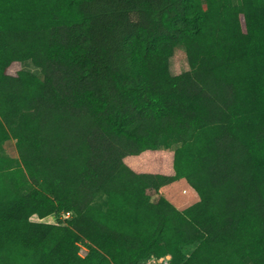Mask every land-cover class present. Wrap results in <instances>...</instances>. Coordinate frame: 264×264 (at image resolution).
<instances>
[{
  "label": "trees",
  "instance_id": "16d2710c",
  "mask_svg": "<svg viewBox=\"0 0 264 264\" xmlns=\"http://www.w3.org/2000/svg\"><path fill=\"white\" fill-rule=\"evenodd\" d=\"M10 137L0 264H264V0H0Z\"/></svg>",
  "mask_w": 264,
  "mask_h": 264
},
{
  "label": "rangeland",
  "instance_id": "374dc122",
  "mask_svg": "<svg viewBox=\"0 0 264 264\" xmlns=\"http://www.w3.org/2000/svg\"><path fill=\"white\" fill-rule=\"evenodd\" d=\"M23 67L35 74H41V68L37 66L31 59L23 61ZM190 64L188 60V55L186 51V47L184 45H179L173 56L171 57V70L173 74H179L184 71L189 70ZM180 146V143H176L173 145L172 149H176ZM0 154L2 156L12 157L15 160H20V153L17 148L16 139L10 137L0 145ZM188 188V191L185 192L184 189ZM161 193L173 201H181V204L188 201L193 193L196 194L195 189L192 187L191 183L188 181L187 178H179L176 179L168 184H165L161 187ZM107 197L105 194L99 195L94 200V204L100 208L106 207ZM60 217V213L50 215L47 217V221H56ZM86 247L81 244L80 252L81 254L86 253Z\"/></svg>",
  "mask_w": 264,
  "mask_h": 264
},
{
  "label": "built area",
  "instance_id": "2783aa9c",
  "mask_svg": "<svg viewBox=\"0 0 264 264\" xmlns=\"http://www.w3.org/2000/svg\"><path fill=\"white\" fill-rule=\"evenodd\" d=\"M185 192L188 191V188L184 189ZM71 215V212H62L60 214V218L65 219L68 218ZM143 264H173L172 262V256L170 254L167 255L166 258L162 259L155 255H153L151 258H149L145 263Z\"/></svg>",
  "mask_w": 264,
  "mask_h": 264
}]
</instances>
